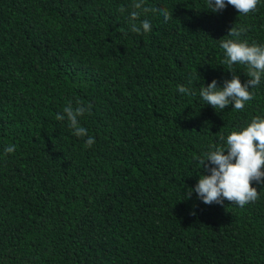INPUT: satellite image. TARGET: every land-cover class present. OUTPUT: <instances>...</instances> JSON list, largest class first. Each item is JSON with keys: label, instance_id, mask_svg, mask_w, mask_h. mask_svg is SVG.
Masks as SVG:
<instances>
[{"label": "trees", "instance_id": "1", "mask_svg": "<svg viewBox=\"0 0 264 264\" xmlns=\"http://www.w3.org/2000/svg\"><path fill=\"white\" fill-rule=\"evenodd\" d=\"M132 3L0 0V264H264V183L243 208L194 191L210 174L199 158L264 118V74L243 110L199 95L250 79L220 43L233 26L264 46V0L247 15L145 0L172 18L142 15L140 34ZM69 102L91 105L79 117L91 147L55 119Z\"/></svg>", "mask_w": 264, "mask_h": 264}, {"label": "clouds", "instance_id": "2", "mask_svg": "<svg viewBox=\"0 0 264 264\" xmlns=\"http://www.w3.org/2000/svg\"><path fill=\"white\" fill-rule=\"evenodd\" d=\"M259 0H206L207 9L218 12L226 5L234 7L238 13L247 15L257 10ZM145 0H133L129 20L130 30L133 33L151 31L148 19L141 20L142 15L149 12L159 11L165 21L172 18L171 13L165 9H155L144 6ZM124 11L123 8L120 9ZM139 21V24L137 23ZM244 29L231 27L228 36L235 39L222 40L220 47L225 53V63L229 71L233 64L247 67V76L250 79L241 83L236 75L225 80L222 87H218L217 81L213 79L207 86L200 88L199 95L205 104L214 110H224L229 104L234 110H243L245 103L253 99L249 91L259 85L261 76L264 74V46L249 44L240 40V34ZM178 91L185 95H195L184 85H178ZM91 105L85 108L79 105L73 108L71 102L63 109V114H57V121L67 120L68 127L73 135L87 137L85 147H91L95 138L88 136L87 129L80 125L79 117L88 112ZM224 137H221L223 140ZM214 150L208 151L205 156L199 158L201 167L208 170L210 174L201 175L195 185L194 191L205 204H223L224 200L241 208L255 202L259 198V192L252 186V181L264 183V118L255 117L239 131H232L227 135L226 145L223 147L212 146ZM5 153H13L15 145H8ZM206 161L208 163H206ZM211 165V167H209ZM191 189L187 196H191ZM194 214V213H193Z\"/></svg>", "mask_w": 264, "mask_h": 264}]
</instances>
